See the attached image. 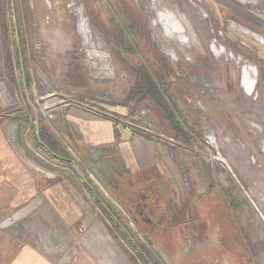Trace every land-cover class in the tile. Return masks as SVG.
I'll return each instance as SVG.
<instances>
[{
	"label": "rangeland",
	"instance_id": "rangeland-1",
	"mask_svg": "<svg viewBox=\"0 0 264 264\" xmlns=\"http://www.w3.org/2000/svg\"><path fill=\"white\" fill-rule=\"evenodd\" d=\"M72 108L172 148L177 220L158 222L155 199L147 223L141 205L103 187L115 222L77 169L37 142L41 123L96 180L68 139ZM8 121L24 125L31 167L53 185L43 192L65 185L72 206L53 212L40 195L0 216V264H19L26 247L51 264H168L158 240L198 231L211 201L248 262L264 264V0H0V126ZM95 226L102 249L83 242Z\"/></svg>",
	"mask_w": 264,
	"mask_h": 264
},
{
	"label": "crops",
	"instance_id": "crops-1",
	"mask_svg": "<svg viewBox=\"0 0 264 264\" xmlns=\"http://www.w3.org/2000/svg\"><path fill=\"white\" fill-rule=\"evenodd\" d=\"M23 85L25 91L28 92L29 86L33 84L25 81ZM165 109V119L171 124L172 129L183 140L191 141V137L189 138L191 132L176 123L168 109ZM66 121L69 141L75 146L81 158L83 157L92 168H95L96 180L90 178L83 168L81 173L80 169L76 167L75 156L63 143L53 136L51 137L46 127H43L45 142L62 158L51 154L45 145L44 148L51 156L68 162L77 169L81 183H84L91 197L105 211L107 209L113 210L107 193H105L107 190L104 192L103 187L108 189V192L116 197L122 205L131 204L130 209L132 206L141 205L139 207V210L142 211L140 215L147 223H152L151 211L147 210V207L155 199L161 202L159 209L162 211L158 214V222L168 223L174 220L177 216L175 204L179 195L177 188L173 187L174 180L168 176L170 175L168 161L172 156L170 151L172 148L156 140L153 141L141 132L128 128L119 131L117 129L119 127L111 119L93 115L83 109H70L67 112ZM188 123L191 128V122ZM35 125V139L38 143L44 144L40 140V125L39 123ZM23 126L16 121H8L0 126V216L3 214L7 216L10 211L21 209V205L26 200L28 202L33 200L32 203L37 202L40 195L49 198L52 204L49 206L53 212L54 205L68 206L72 202V200H69L70 203L67 201L70 199L71 191L67 190L65 185L58 186V189L53 190V192H43L52 184L47 177L32 169L30 162L32 159H36L33 155H31V159L28 154ZM64 156H69L72 160L65 161ZM137 186H140L138 191L135 189ZM94 189L96 192H100L104 201L98 197ZM80 191L82 190L80 189ZM208 197L204 195L200 198L207 199ZM209 207L214 209L212 201L209 203ZM18 212L20 213L21 210ZM135 216L138 218L137 215ZM111 217L114 218L115 222L118 221V218ZM119 226L123 227L121 223ZM83 242L90 247L96 246L101 247V249L105 247V240L100 227L95 226V229L84 238ZM25 249V252H22L19 257V264H51L50 259L42 257V255L38 256L33 248L26 247ZM139 252L142 253L140 249Z\"/></svg>",
	"mask_w": 264,
	"mask_h": 264
},
{
	"label": "flooded vegetation",
	"instance_id": "flooded-vegetation-1",
	"mask_svg": "<svg viewBox=\"0 0 264 264\" xmlns=\"http://www.w3.org/2000/svg\"><path fill=\"white\" fill-rule=\"evenodd\" d=\"M208 209V221L198 231L189 233L181 228L176 243L171 239L158 240L171 264H250L232 230L218 222L219 216L212 208Z\"/></svg>",
	"mask_w": 264,
	"mask_h": 264
},
{
	"label": "trees",
	"instance_id": "trees-1",
	"mask_svg": "<svg viewBox=\"0 0 264 264\" xmlns=\"http://www.w3.org/2000/svg\"><path fill=\"white\" fill-rule=\"evenodd\" d=\"M40 125H41V123H40ZM44 128H43V125H41V127H40V140L42 141V142H44V145L46 146V148L49 150V152L51 153V154H55V155H57L58 157H60V158H62L61 156H59V154H56L55 153V151L53 150V149H51L50 148V146L45 142V140H44V130H43ZM65 157V156H64ZM69 156H67V157H65L64 158V160L65 161H67V160H72V158H70ZM94 191H95V193L96 194H98V197H100L102 200H103V197L101 196V194H100V192L98 193V192H96V190L94 189ZM104 201V200H103ZM107 209V208H106ZM108 210V209H107ZM111 214H112V216H114L116 219H117V214L115 213V211H111ZM138 249H140V248H138ZM138 252H139V250H138ZM140 253V252H139ZM140 254H142V255H145L144 253H140ZM145 256H147V255H145Z\"/></svg>",
	"mask_w": 264,
	"mask_h": 264
},
{
	"label": "water",
	"instance_id": "water-1",
	"mask_svg": "<svg viewBox=\"0 0 264 264\" xmlns=\"http://www.w3.org/2000/svg\"><path fill=\"white\" fill-rule=\"evenodd\" d=\"M152 243H153V241H152ZM156 249H157V251H158L160 254L163 255V257L166 259L167 263H168V264H171V262L169 261L168 257H167L164 253H162V251L160 250V248H159V247H156Z\"/></svg>",
	"mask_w": 264,
	"mask_h": 264
},
{
	"label": "bare ground",
	"instance_id": "bare-ground-1",
	"mask_svg": "<svg viewBox=\"0 0 264 264\" xmlns=\"http://www.w3.org/2000/svg\"><path fill=\"white\" fill-rule=\"evenodd\" d=\"M214 43V42H213ZM219 158H217V160H218ZM226 166H227V164H226Z\"/></svg>",
	"mask_w": 264,
	"mask_h": 264
},
{
	"label": "built area",
	"instance_id": "built-area-1",
	"mask_svg": "<svg viewBox=\"0 0 264 264\" xmlns=\"http://www.w3.org/2000/svg\"><path fill=\"white\" fill-rule=\"evenodd\" d=\"M124 130V129H123ZM170 140H172V139H170ZM227 164V163H226Z\"/></svg>",
	"mask_w": 264,
	"mask_h": 264
}]
</instances>
